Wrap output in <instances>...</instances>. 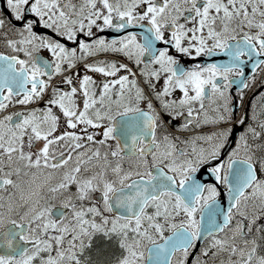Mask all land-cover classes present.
Segmentation results:
<instances>
[{"label": "snow or ice", "instance_id": "snow-or-ice-1", "mask_svg": "<svg viewBox=\"0 0 264 264\" xmlns=\"http://www.w3.org/2000/svg\"><path fill=\"white\" fill-rule=\"evenodd\" d=\"M2 3L0 264H264V0Z\"/></svg>", "mask_w": 264, "mask_h": 264}, {"label": "flooded vegetation", "instance_id": "flooded-vegetation-1", "mask_svg": "<svg viewBox=\"0 0 264 264\" xmlns=\"http://www.w3.org/2000/svg\"><path fill=\"white\" fill-rule=\"evenodd\" d=\"M73 2L79 3L80 0H73ZM0 10H6V9L4 8V6H2L0 4ZM41 28L42 27H40L39 29H41ZM103 34L107 35V36H114V35H117L118 33H116L114 30L106 29ZM47 53H48L47 57L49 59H51L50 53L49 52H47ZM176 55H180L181 56V62L188 65V66H191L192 63L194 62L192 60V58L182 56L179 53H176ZM101 58H104V57L102 56ZM109 58H111V56H109ZM115 58L121 59V57H118V56ZM221 59H223V57H221V56H213L211 58H208V57H204L203 55H201L200 57L196 58V61L202 62V63L207 62L209 60L219 62ZM245 72L252 74L250 65L245 68ZM158 84H159V82H158ZM262 84H264V66L258 68L257 72L255 73V82L252 83V87L244 90L243 101L236 99L237 94L234 91L235 86H233V89H230V92L232 93V96H233V100L231 103L235 104V109H233V116H234L233 127L235 129L236 135H239V131L242 130L243 125L235 123V119L239 118V117H244L245 122H247L248 118L252 114L253 106L255 107V109L257 110L259 115L264 116V111H261V105L264 104V99H262V96H264V86H262ZM175 91L178 92L179 90H175ZM212 103L213 102H211L207 98L204 100V104H205L206 108L211 109ZM230 106H231V104H230ZM16 107L19 108L22 106L17 105ZM246 112H247V115H246ZM165 119L167 122L168 129L170 131H172L175 135L183 138L184 136L190 134L187 131H185L184 129H181L179 127V124L183 122L181 117H175V118H172L171 120H169L168 117L165 116ZM188 127L192 128V126H188ZM210 129H211V125H207V126H202L200 129H195V131H207ZM197 174H200L202 180L215 182L212 176L204 174L203 169L201 171H199ZM5 195H6V193H5ZM222 195H223V193H222Z\"/></svg>", "mask_w": 264, "mask_h": 264}, {"label": "water", "instance_id": "water-1", "mask_svg": "<svg viewBox=\"0 0 264 264\" xmlns=\"http://www.w3.org/2000/svg\"><path fill=\"white\" fill-rule=\"evenodd\" d=\"M198 244H199V242H198ZM191 258H192V257H191ZM191 258H190V259H191ZM190 259H189V260H190Z\"/></svg>", "mask_w": 264, "mask_h": 264}]
</instances>
